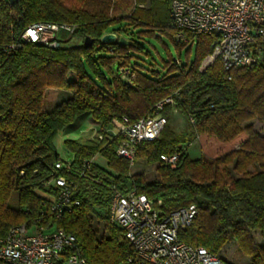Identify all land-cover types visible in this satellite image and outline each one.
I'll use <instances>...</instances> for the list:
<instances>
[{"label": "trees", "instance_id": "1", "mask_svg": "<svg viewBox=\"0 0 264 264\" xmlns=\"http://www.w3.org/2000/svg\"><path fill=\"white\" fill-rule=\"evenodd\" d=\"M145 1L0 0V236L37 218L48 201L36 190L54 196L58 188L48 182L60 175L80 201L55 224L76 237L88 264H134L127 262L135 254L122 229L109 221L112 186L144 194L164 212L195 204L192 223L178 234L181 241L216 255L232 238L250 264H264V244L254 239L256 232L264 239V60L225 70L216 59L200 71L215 36L188 34V42H179L171 0H165L164 13L156 0L147 7ZM39 21L74 25L70 37L82 41L66 45L60 39L54 47L21 42L26 27ZM130 27L142 37L161 32L178 50L194 44L195 58H170L161 70L142 71L129 51H148L140 41L126 40ZM107 32L117 35L114 42L100 40ZM85 37L92 38L88 47ZM55 92L60 97L48 108ZM168 97L172 103L159 110L167 119L159 136L136 148V159L155 165L154 177L132 173L130 162L116 154L122 138L110 130L112 120L135 122ZM174 110L185 117L187 132L169 124ZM254 119L262 124L258 130ZM87 122L102 138L66 137L60 144L69 156L62 158L59 134ZM196 138L201 153L191 156L187 147ZM174 153L173 167L160 158ZM97 155L105 165L94 161ZM65 160L69 167H54Z\"/></svg>", "mask_w": 264, "mask_h": 264}, {"label": "built area", "instance_id": "2", "mask_svg": "<svg viewBox=\"0 0 264 264\" xmlns=\"http://www.w3.org/2000/svg\"><path fill=\"white\" fill-rule=\"evenodd\" d=\"M170 15L177 29L174 38L179 42H188V34L215 36L213 50L200 62V71L216 59L225 70L264 60V0H171ZM74 29L67 23L34 22L21 33L20 40L54 47L61 42V35H71ZM172 101L170 97L164 99L153 114L135 122L126 117L113 119L110 130L122 138L116 154L133 165L137 146L159 136L167 122L159 110ZM190 120L194 122L193 118ZM92 129L95 137L101 139L102 134L95 127ZM160 158L173 167L178 154H161ZM90 164L91 160L86 161L85 167ZM69 165L70 161L65 160L56 162L54 167ZM48 183L58 188L57 193L44 195L48 203H42L37 218L13 225L0 236V264H88L76 237L55 224V219L79 205L80 200L65 177L55 175ZM111 191L109 221L122 229L135 254L127 258L128 263L228 264L206 248L179 239V232L192 223L197 213L195 204L164 212L153 200L134 190L123 193L112 186Z\"/></svg>", "mask_w": 264, "mask_h": 264}, {"label": "rangeland", "instance_id": "3", "mask_svg": "<svg viewBox=\"0 0 264 264\" xmlns=\"http://www.w3.org/2000/svg\"><path fill=\"white\" fill-rule=\"evenodd\" d=\"M148 0L145 1L144 6L147 7L148 6ZM156 9L161 12L164 13L165 11V0H156ZM131 29L132 32H130L128 35H126V40L129 41L131 38H134L138 41H140L146 48V50L148 51L147 54H139V53H132V51H129V54L133 57V62H137L139 64L140 70L142 71H148L152 68L157 69V70H161V64L166 61L167 59H174V60H180L181 62H186L187 59L189 62L193 61L195 58V45H191L190 50L189 47L190 45H186V47H180V49L178 50V48L175 46V44L173 43L172 39L161 33L158 32L156 33L157 37H142L141 34H136L137 30L133 29L132 27L128 28ZM117 37V35H116ZM61 39H63L62 41H66L64 42V44L66 45H76V44H80L81 43V38L76 37V36H71L68 34H63L61 35ZM188 51V52H187ZM113 68H116V64L113 65ZM67 93H63V96H67ZM60 94H58L57 92L53 93L52 95V102L48 101L46 103V106L48 108H51L56 101L59 99ZM250 123L253 125V127L255 129H260V127L262 126V124L257 120L254 119L252 121H250ZM169 124L171 125V127H173V129L177 132H181V133H185L189 130L188 124L186 122L185 117L179 112V111H173L172 112V117L171 120L169 121ZM91 122H87L83 125H81L80 127L74 129L72 132L70 133H60L58 136V139L60 140V142L57 141L58 145V151L59 154L62 158H66L69 156L68 152L65 150V148L63 147L62 141L63 139H65L66 137H70V138H78V137H92L95 138V134H94V129H92L91 127ZM199 143V139L196 138L194 139L187 147L188 152L191 154V156H198L201 153V147H199V145L197 144ZM132 170L135 172H144L147 173V177L148 178H153L154 174H155V165H149L146 163L145 160L142 159H136L135 158V162L132 165ZM36 192L42 196L46 195L45 193L36 190ZM16 200V194H13L12 197V201L15 202Z\"/></svg>", "mask_w": 264, "mask_h": 264}, {"label": "crops", "instance_id": "4", "mask_svg": "<svg viewBox=\"0 0 264 264\" xmlns=\"http://www.w3.org/2000/svg\"><path fill=\"white\" fill-rule=\"evenodd\" d=\"M147 1V0H146ZM58 142L60 140L58 139ZM94 161L100 165H105V159L97 155L94 157ZM151 166V165H150ZM132 173H137L132 170ZM254 239L258 244H264V239H262L258 232L254 233ZM216 256L223 262L228 264H250V258L244 255L237 247L236 242L230 238L218 251Z\"/></svg>", "mask_w": 264, "mask_h": 264}, {"label": "water", "instance_id": "5", "mask_svg": "<svg viewBox=\"0 0 264 264\" xmlns=\"http://www.w3.org/2000/svg\"><path fill=\"white\" fill-rule=\"evenodd\" d=\"M10 4H13L15 3L17 0H8ZM100 40L102 42H114L116 40V34L115 33H112V32H107V33H104ZM124 40L122 37L119 38V43H123ZM92 44V38L90 37H85L84 39V45L85 46H90Z\"/></svg>", "mask_w": 264, "mask_h": 264}]
</instances>
